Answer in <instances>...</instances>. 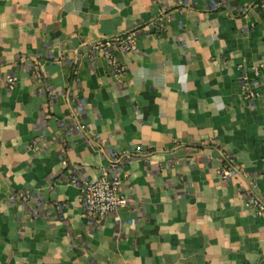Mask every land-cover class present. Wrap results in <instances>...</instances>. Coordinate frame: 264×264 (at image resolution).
<instances>
[{
    "label": "crops",
    "instance_id": "0c3cea01",
    "mask_svg": "<svg viewBox=\"0 0 264 264\" xmlns=\"http://www.w3.org/2000/svg\"><path fill=\"white\" fill-rule=\"evenodd\" d=\"M132 30L115 76L88 47ZM138 146L131 204L88 218L71 176ZM222 152L240 174H218ZM243 187L264 199L259 0H0V264H264Z\"/></svg>",
    "mask_w": 264,
    "mask_h": 264
},
{
    "label": "built area",
    "instance_id": "2783aa9c",
    "mask_svg": "<svg viewBox=\"0 0 264 264\" xmlns=\"http://www.w3.org/2000/svg\"><path fill=\"white\" fill-rule=\"evenodd\" d=\"M259 5L264 10V0H259ZM162 15V14H161ZM162 16L157 19L156 29L161 26ZM136 30L127 32L121 36H115L91 44L88 50L91 54L101 51L109 65L110 71L118 76L125 72V66L117 60V53H132L135 50ZM254 79H249L244 71H240V89L246 100L253 104L254 99L259 96L257 90L256 77L260 74L258 67L252 68ZM16 77L10 76L7 79L9 88L15 85ZM81 108H79L80 110ZM82 126L77 127L80 129ZM150 150L138 146L134 151L119 152L108 148L104 150L107 163L99 168V174L96 179L90 180L86 177L73 175L70 182L78 189L79 202L84 214L90 219L101 220L116 209L127 207L131 204L130 196L122 191V185L125 182L126 173L123 164L131 159L139 157H147ZM220 161L222 166L218 170V174L223 179H230L240 174V169L234 165L232 156L228 153H221ZM241 194L245 198L248 206L253 208L255 212L264 216V199L253 194L249 188H241Z\"/></svg>",
    "mask_w": 264,
    "mask_h": 264
}]
</instances>
